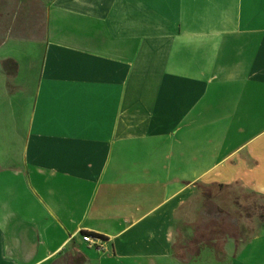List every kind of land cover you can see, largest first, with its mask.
Segmentation results:
<instances>
[{
    "label": "crops",
    "instance_id": "1",
    "mask_svg": "<svg viewBox=\"0 0 264 264\" xmlns=\"http://www.w3.org/2000/svg\"><path fill=\"white\" fill-rule=\"evenodd\" d=\"M14 1L0 264H252L197 227L264 197V0Z\"/></svg>",
    "mask_w": 264,
    "mask_h": 264
},
{
    "label": "rangeland",
    "instance_id": "2",
    "mask_svg": "<svg viewBox=\"0 0 264 264\" xmlns=\"http://www.w3.org/2000/svg\"><path fill=\"white\" fill-rule=\"evenodd\" d=\"M9 1L10 0H7V1L6 0H0V29H2V27L4 25L7 26L6 24L9 23L8 22L9 18L4 20V18H2V14L6 13V15H7L9 12L13 13V10L14 9L16 10V7H17V3H15L14 0H13L14 3L13 2L9 3ZM4 2H6V3H4ZM5 22H6V24H5ZM1 38H2V35H0V40H1ZM212 192H214L213 189L206 190V194H205L206 200L209 199V196L212 194ZM243 196H244V201H245V203H247L248 206H238L234 209L235 212L231 213L232 217L234 216L236 218L235 224L231 220H227V219L225 220L224 218H221V216H219V218L216 220V218H212L209 215L206 218V221L203 224V226L197 227V232H198V235L201 237H204V234L205 233L207 234L210 231H212V232L215 231L216 233H219L220 234L219 235L220 241L214 244L216 250L221 249V247L223 245L222 239L225 238L224 234H233V235L235 234L237 237H240V238H250V237L256 236L258 239H256L257 241L253 242L252 244L247 245L246 242H240V243H238L237 246H239V249H238L239 252H240V250H244L243 255L248 257L247 260L252 262V264H257L259 252L264 251V249H263L264 248V242L262 240H260V238H259L261 236H264V226L259 223V221L257 220L256 217L253 220L252 226L249 225L248 222H246V225H240L239 222L241 221L242 218L245 219V217H248V219H250V217H252L253 214L260 212V210H258V208L259 207L264 208V198L241 194V197H243ZM263 212H264V210H263ZM246 221H248V220H246ZM216 238H218V236ZM177 244L181 246L183 244V242L177 243ZM193 244H194L193 242L187 243V245L188 246L190 245V247H192ZM203 251H204L203 253H205L207 251V249H203ZM58 264H73V260H71L69 258H64V261L62 260V262L60 261Z\"/></svg>",
    "mask_w": 264,
    "mask_h": 264
},
{
    "label": "built area",
    "instance_id": "3",
    "mask_svg": "<svg viewBox=\"0 0 264 264\" xmlns=\"http://www.w3.org/2000/svg\"><path fill=\"white\" fill-rule=\"evenodd\" d=\"M81 240L89 247H94L98 250H102V243L104 241V238L100 235L85 232L84 234H81Z\"/></svg>",
    "mask_w": 264,
    "mask_h": 264
},
{
    "label": "trees",
    "instance_id": "4",
    "mask_svg": "<svg viewBox=\"0 0 264 264\" xmlns=\"http://www.w3.org/2000/svg\"><path fill=\"white\" fill-rule=\"evenodd\" d=\"M262 198H264V197H262ZM259 210H260V214H259L260 219L264 222V212H263L264 208L261 207ZM84 233H85V232H84ZM84 233H82V234H84ZM212 235H213L214 237H217V236H218V238L213 239L214 241H216L215 243H217V242L220 241V236H219L220 234H219V233H216L215 231H213V232H212ZM224 235H226V234H224ZM231 235H233V234H231ZM233 236H234L236 239H240V237H237L235 234H234ZM202 240H205V239L203 238ZM206 242H209V241H206Z\"/></svg>",
    "mask_w": 264,
    "mask_h": 264
}]
</instances>
